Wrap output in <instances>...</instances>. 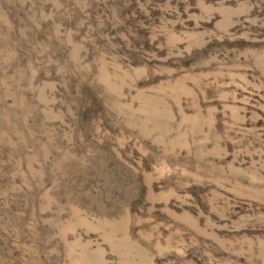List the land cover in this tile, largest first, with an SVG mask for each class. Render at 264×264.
<instances>
[{
	"label": "rangeland",
	"instance_id": "374dc122",
	"mask_svg": "<svg viewBox=\"0 0 264 264\" xmlns=\"http://www.w3.org/2000/svg\"><path fill=\"white\" fill-rule=\"evenodd\" d=\"M0 264H264V0H0Z\"/></svg>",
	"mask_w": 264,
	"mask_h": 264
}]
</instances>
